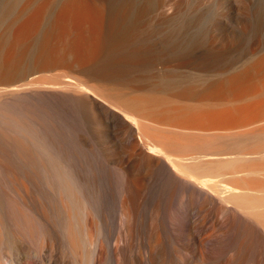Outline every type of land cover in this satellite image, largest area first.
<instances>
[{"label": "bare ground", "instance_id": "obj_1", "mask_svg": "<svg viewBox=\"0 0 264 264\" xmlns=\"http://www.w3.org/2000/svg\"><path fill=\"white\" fill-rule=\"evenodd\" d=\"M100 8L0 1V264H186L202 211L257 246L202 260L264 264V12L163 49ZM152 54L186 78L131 80Z\"/></svg>", "mask_w": 264, "mask_h": 264}, {"label": "rangeland", "instance_id": "obj_2", "mask_svg": "<svg viewBox=\"0 0 264 264\" xmlns=\"http://www.w3.org/2000/svg\"><path fill=\"white\" fill-rule=\"evenodd\" d=\"M94 1H97L101 4L100 9L102 19L103 15L105 16L106 13H114L119 7L127 6V10L129 11V19H135L134 23L136 24L137 30L139 32L141 31L140 33H142L144 36V41L146 42L145 46H158L159 48L162 47L163 49H169L170 47L174 46L188 47L192 44L200 46L206 41V38L204 36L207 33L216 31L218 29H233L236 26V20L238 16H240L241 14L248 13L253 8H258L261 12H264V0ZM146 58L147 57H145L144 59L145 62L143 59L141 61L143 63L139 62L140 66L138 64H133L138 62L131 63L134 69L137 66L136 70L132 68L133 72L135 71V75H132L133 78H130L131 76L129 77L131 80L133 79L137 82L139 80L141 83H149L150 85L163 87V84L160 82V80L162 79L160 78L165 75L168 76L172 74L174 78L181 80L186 78V74L181 72L179 68H169L167 71L170 72H166L164 71V69L159 68V66L155 64V62L158 61L159 58L154 54L150 55V57H148L147 59ZM135 76H137L138 80L134 79L136 78ZM129 78H127V80H129ZM149 123L152 125V127L156 128V124H154L153 122ZM203 129L204 128H202V131L200 128H186L182 130H185V132L188 133L191 131L192 134H198L200 131V133H202L205 130ZM191 205V201L187 200L186 207L190 209ZM194 216L195 217L190 219V228L186 227V264H211V259L206 258L202 260L200 257L202 256V254H204V251L207 250L206 243H203L202 241H205V237L207 235L209 236L210 233H215L213 235L218 236H221L222 234L223 236L227 237L228 242H231V244L235 246L237 244H240L238 238L240 239L241 236L242 238L245 237L246 239L243 238L242 240H240V247L242 248V250H245L247 252V256L250 252L248 251V249L246 250V247L250 249V243H252L251 248H254V245H256L251 234L246 233L244 228L240 225L239 222L237 223L236 220H233L232 222H226V224H224L222 227L215 219H213V212L210 215L212 217L211 219L205 216L204 211H202L200 215L196 214ZM198 217L200 218V224L198 226L199 234L195 235L192 225ZM219 232H221V234ZM244 233L246 234V236H244ZM247 234H249L248 236H251L252 238H249ZM243 240H246L245 245ZM247 240H249V242L252 240L253 242L249 243L247 242ZM247 243L250 245H248ZM242 245L244 248L242 247ZM255 248H257V246Z\"/></svg>", "mask_w": 264, "mask_h": 264}]
</instances>
